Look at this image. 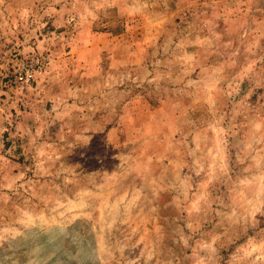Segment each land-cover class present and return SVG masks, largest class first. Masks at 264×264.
<instances>
[{
	"label": "rangeland",
	"instance_id": "1",
	"mask_svg": "<svg viewBox=\"0 0 264 264\" xmlns=\"http://www.w3.org/2000/svg\"><path fill=\"white\" fill-rule=\"evenodd\" d=\"M0 264H264V0H0Z\"/></svg>",
	"mask_w": 264,
	"mask_h": 264
},
{
	"label": "built area",
	"instance_id": "2",
	"mask_svg": "<svg viewBox=\"0 0 264 264\" xmlns=\"http://www.w3.org/2000/svg\"><path fill=\"white\" fill-rule=\"evenodd\" d=\"M34 77V73L32 71H28V74H27V80L31 79Z\"/></svg>",
	"mask_w": 264,
	"mask_h": 264
}]
</instances>
